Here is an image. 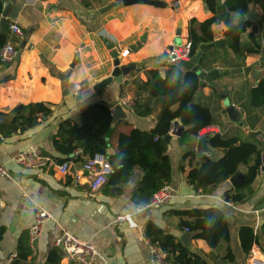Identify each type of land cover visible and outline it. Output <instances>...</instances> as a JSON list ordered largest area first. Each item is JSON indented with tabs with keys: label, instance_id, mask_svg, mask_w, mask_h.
<instances>
[{
	"label": "crops",
	"instance_id": "1",
	"mask_svg": "<svg viewBox=\"0 0 264 264\" xmlns=\"http://www.w3.org/2000/svg\"><path fill=\"white\" fill-rule=\"evenodd\" d=\"M6 1L13 2L6 19L10 24L18 23L24 34L10 32L8 42L15 45L17 54L13 61H0V164L10 174V177L0 175V227L6 229L0 239V264H11L15 260L18 238L25 229H30L38 207L50 211L53 218L45 221L40 235L31 244L33 253L27 264H46L48 253L57 246L55 242L63 229L90 240L105 255L107 264H152L145 240L147 226L151 223L176 235L207 264H264V251L259 244L255 243L251 255L246 257L238 234L243 225H251L257 231L264 220V170L258 174L251 185L252 192L243 201L227 202L225 192L235 187L230 178L211 191H203L187 181L185 171L189 168V159L183 162L185 170L181 169V163L189 146L179 143L180 136L172 135V128L167 153L172 162L173 181L169 186L173 197L165 205L139 211V204L133 199L134 189L143 175L139 168H135L131 180L122 185V192L111 196L103 192L102 186L90 187V177L83 170L89 157L82 163L67 160L70 170L66 174L57 170L61 163L53 158L65 157L53 144L60 121L72 117L80 122L82 109L90 103L105 101L113 107L127 96L133 103L149 102L155 115L160 112L164 96L153 95L151 86L144 83L151 78L149 70L156 67L162 76L165 75L166 67L161 71L154 57L167 53L172 47L180 23L183 42L188 37L191 18L202 21L213 15L204 10L202 0H178V4H174L176 0H161L167 4L165 7L145 3L126 6L118 0ZM256 11L259 23L261 8ZM213 29L216 39L225 37L227 26L224 23L214 24ZM103 31L122 42V49H131L136 44L121 58V63H137L138 68L121 82L114 80L103 91L81 103L82 96L93 90L94 83L110 76L114 69L112 54L103 41ZM250 31L252 27L241 35V40L251 46L260 43L258 53L239 59L229 48L231 44H224L212 48L216 49L215 53L210 54L206 58L207 65L201 67L205 71L217 70L211 81L201 79V86L193 98L195 107L209 108L214 119L201 135L213 132L223 137L247 138L251 133L261 132L254 136H260L264 142V105L252 102L253 89L264 79V21L259 23V40L255 33L252 39ZM81 80L88 81L91 89L76 96L71 86ZM225 93L241 112L245 127L229 118L222 98ZM34 102L52 104L53 113L44 120L40 118L42 122L37 126L24 127L20 116L26 115V106ZM180 113L181 108L175 106V119L183 124ZM130 114L129 120L117 122L108 137L113 151L117 150L120 135L128 134L135 127L136 115ZM147 118L153 128V117ZM201 139L193 137L192 143L198 153L206 155L197 150ZM208 146L214 156L207 157L218 159L223 155L220 149L209 143ZM30 150L50 157L52 163L37 168L15 159ZM241 167L244 175L247 167ZM209 206L219 208L228 220L229 241L221 238L217 227L208 224L187 232L185 228L189 226L181 223L183 220L193 222L194 218L171 214V209ZM18 211L25 217V223L16 236L12 227ZM126 214L132 215L135 226L117 220L119 215ZM184 233H189V246L181 239ZM230 248L234 253L232 257L227 256ZM60 264L72 263L64 256Z\"/></svg>",
	"mask_w": 264,
	"mask_h": 264
},
{
	"label": "trees",
	"instance_id": "2",
	"mask_svg": "<svg viewBox=\"0 0 264 264\" xmlns=\"http://www.w3.org/2000/svg\"><path fill=\"white\" fill-rule=\"evenodd\" d=\"M254 1L261 7L262 15L259 20L261 24L264 21V0ZM4 3L5 0H0V46L9 41L11 32L8 19L1 24ZM206 4L212 16L202 21L195 17L190 19L188 37L192 41V55L198 51L201 44L216 40L213 25L217 23H224L227 26L224 36L232 39L229 48L237 58L244 59L259 52L260 43L251 46L241 40V35L253 25L250 19H241L249 11L247 0H225L224 3L222 0H206ZM249 36L254 39V32L250 31ZM215 51L216 49H211L203 55L200 68L207 65L206 58ZM166 57L167 53H163L154 58L162 62ZM165 67L164 76L161 75L158 67L149 70L151 78L144 83L146 86H151L153 95L164 96L160 112L155 115L154 107L149 102L133 103V113L136 116L153 117L154 126L151 131L146 132L133 127L128 134L120 135L117 150L113 151L108 140L114 129L112 105L105 101H97L82 109L80 122L72 117L60 121L58 130L53 135V144L65 157H52L57 158L59 163L70 159L82 163L87 157L96 154L105 155L112 165V170L102 187L103 192L111 196L120 194L123 190L122 185L129 182L135 168H139L143 175L134 189L133 199L136 204L143 205L149 202L157 191L173 181L172 162L167 153L169 142L165 138L170 135L173 128L175 106L178 105L181 108L180 119L187 126L178 138L182 146H189L181 163V169L185 170L183 162L189 159V168L185 171L187 181L196 184L198 188L201 187L203 191H211L215 186L241 171V166L245 165L247 169L243 183L228 189L224 194V200L227 202L243 201L252 192L251 185L262 171L264 142L260 136H254L253 133L247 138L223 137L220 133L213 132L201 135L203 129L214 122L209 108L198 109L193 102L202 78L198 73L181 66L180 62L167 63ZM252 92L253 104L263 106L264 79L258 82ZM96 94L91 90L82 96L80 102L84 103ZM51 106L52 104L47 102L28 104L26 115L20 116L21 124L24 127L39 125L45 117L53 113ZM193 137L207 138L209 145L223 151V155L218 159H212L198 153L192 143ZM73 154L76 155L70 158ZM171 214L193 217V222L183 220L181 223L188 225L189 229L206 224L215 226L221 238L230 240L228 220L215 206L171 209ZM5 231L4 226L0 227V239ZM146 234L166 252L167 259L173 264H207L200 254L183 245L176 235L165 232L155 224L151 223L147 226ZM238 234L246 257L251 255L255 243L264 251V220L257 231L251 225H243ZM32 253L28 228L18 238L17 256L11 264H27L26 261ZM228 255L231 257L234 255L231 248ZM64 256V250L56 246L49 251L46 264H60Z\"/></svg>",
	"mask_w": 264,
	"mask_h": 264
},
{
	"label": "built area",
	"instance_id": "3",
	"mask_svg": "<svg viewBox=\"0 0 264 264\" xmlns=\"http://www.w3.org/2000/svg\"><path fill=\"white\" fill-rule=\"evenodd\" d=\"M178 0L174 4H178ZM254 8L259 10L261 7L259 4H255ZM12 33L22 36L24 34L23 29L18 23H13L10 26ZM103 36L112 39L116 47L119 50V57H126L131 49L120 48L122 42H119L114 37H110L105 31L102 32ZM192 41L187 37L181 45H172L167 51V57L164 59L166 63L180 62L182 60L189 61L193 56L191 54ZM17 54V49L12 42H7L0 46V61L10 62L13 61ZM72 91L76 96L85 94L91 89V84L86 80H81L72 83ZM130 113H133V102L127 96L123 97L119 102ZM15 159L23 164L31 167L44 168L52 163V159L37 151H27L15 157ZM57 170L63 174H66L70 170V163L65 161L57 165ZM84 173L90 177V187L92 189L101 187L108 174L112 170V165L108 158L102 154H96L93 157H89L83 165ZM0 175L10 177L9 172L0 164ZM173 197L172 188L167 185L157 191L151 200L143 205H139L137 210H143L151 207H159L167 204ZM52 213L43 207H38L35 211V220L29 229L30 244H32L36 238L40 235L45 221L52 219ZM118 221H128L131 226H135L136 223L132 219V215H119ZM186 231H190L189 227L185 228ZM146 244L149 248L152 264H173L167 259V254L163 251L157 243L151 241L150 238H146ZM56 245L63 248L65 256L70 260L72 264H107L105 255L100 253L95 245L90 240H83L75 234L63 229L61 235L56 240Z\"/></svg>",
	"mask_w": 264,
	"mask_h": 264
},
{
	"label": "water",
	"instance_id": "4",
	"mask_svg": "<svg viewBox=\"0 0 264 264\" xmlns=\"http://www.w3.org/2000/svg\"><path fill=\"white\" fill-rule=\"evenodd\" d=\"M120 4L124 5H133V4H138V3H145V4H155L157 6H162L165 7L167 4L161 0H118ZM204 3V10L209 11L208 5L206 4V0H202ZM225 0H222V3H224ZM248 6H249V11L246 15L247 19H250L253 22L252 25V30L255 33V37L257 40H259V23H258V12L255 10V1L254 0H247ZM13 6L12 1H6L4 3L3 7V12H2V19H1V24L4 23L5 19L7 18L11 8ZM181 26L182 24L180 23L179 28L176 31V36L174 39L173 45H181L182 40H181ZM143 40V37L141 38ZM107 49L111 52L112 57H113V62H114V69L111 73L110 76L102 79L101 81L94 83L93 85V90L97 93L103 91L108 85H110L114 80L121 82L124 77H126L129 73L132 71L136 70L138 68L137 63H130L127 65H124L121 63V58L119 57V50L116 47L115 42L108 38L104 37L103 39ZM224 44H232V39L228 37H222L214 40L213 42L209 43H203L200 45L198 51L191 57L189 61L182 60L180 61V65L190 69L200 75L201 78L206 79L208 81H211L212 77L215 76L217 73V70L213 71H205L202 68L199 67V63L203 57V55L210 49L212 48H220ZM136 47V44L132 46L131 49H134ZM21 50L18 52V57H20ZM159 66H161V71L164 72L165 70V61L159 62ZM222 98L224 100V105H225V111L227 112L229 118L238 123L241 127H245V121L243 120V116L239 109L231 103L229 99L228 94H223ZM112 127H115L118 121L120 120H129L131 118V114L127 112L124 107L122 106L121 103H117L112 107ZM135 128H138L140 130L149 132L152 130V123L151 120L147 117H142V116H136L135 118ZM186 126L181 124L179 119H175L173 122V131L172 135H177L181 136L183 131L185 130ZM261 134V132H255L254 135ZM171 139V135H168L165 140L169 142ZM197 150L199 152H203L206 155L213 157L214 152L209 148L208 146V139L203 138L198 141L197 143ZM262 170H264V153H263V165H262ZM245 176L242 174L241 171H238L237 173L233 174L230 177V181L233 183V185L237 186L243 183ZM21 211H18V214L15 215V219L13 221V227L12 230L14 231L15 235L18 236L24 226L25 223V217L21 215ZM182 241L186 245H190L191 239L189 236V233H184L182 236Z\"/></svg>",
	"mask_w": 264,
	"mask_h": 264
},
{
	"label": "rangeland",
	"instance_id": "5",
	"mask_svg": "<svg viewBox=\"0 0 264 264\" xmlns=\"http://www.w3.org/2000/svg\"><path fill=\"white\" fill-rule=\"evenodd\" d=\"M202 133H204V131H202Z\"/></svg>",
	"mask_w": 264,
	"mask_h": 264
},
{
	"label": "clouds",
	"instance_id": "6",
	"mask_svg": "<svg viewBox=\"0 0 264 264\" xmlns=\"http://www.w3.org/2000/svg\"><path fill=\"white\" fill-rule=\"evenodd\" d=\"M239 14V13H238Z\"/></svg>",
	"mask_w": 264,
	"mask_h": 264
}]
</instances>
